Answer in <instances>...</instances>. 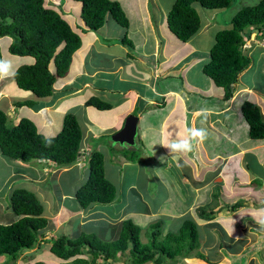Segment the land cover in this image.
I'll use <instances>...</instances> for the list:
<instances>
[{"label": "crops", "instance_id": "crops-1", "mask_svg": "<svg viewBox=\"0 0 264 264\" xmlns=\"http://www.w3.org/2000/svg\"><path fill=\"white\" fill-rule=\"evenodd\" d=\"M117 1L120 2L128 18L127 28L108 18L97 31L86 30L85 27L80 29L77 26L74 30L80 32L81 46L74 52L71 61V64L74 63L77 56V68L72 69V71L68 70L64 77L57 78L53 85V95L37 97L31 91L18 88L13 76H10L0 79V109L4 110L9 120L12 121L17 117L15 110L21 108H27L29 115L36 117L35 115L39 116L43 111L52 112L54 109L57 110L56 102L70 100L78 92L90 88L95 91L90 96L95 94V96L97 95L100 99L111 104L109 109H98L113 112L111 122L105 127L107 129L104 128L105 132L109 133L108 136L123 126L127 115H136L138 117L136 144L129 147L117 143H114V145L117 150L121 151L126 148L136 150L138 146L143 144L140 142L141 136L147 141L150 140L149 145L154 152V146H156L155 160L152 159L154 162L157 160L164 167L165 160L164 158L161 160V157H164V155L166 158L171 156L177 164L179 163L181 167L186 168L185 175L183 172L181 175L180 171L179 175L181 176L178 182V184L187 187L185 192L179 186L171 194L172 201L178 204L175 207L178 210L182 208L178 212L181 215L178 216L180 218L192 217L189 213L196 209L197 202H201L200 205H203L202 203L208 201L210 205V199L215 196V192L212 190L213 187L220 188L223 202H228L224 199L225 197L235 201L239 198L242 200L249 196H256L255 192L259 186L263 192L264 180L263 182L259 180V176L261 168L264 167V140H255L248 136V126L242 117L240 106L244 100H249L256 103L264 115V88L260 89L244 81H239L242 71L238 75L239 78L237 77L236 82L232 85L231 96L225 99L223 87L216 85L211 78L202 72V66L205 63L203 60L206 55L208 60V52L213 44L214 35L220 30L212 31V29L216 25L222 24V21H219L221 19L216 18L215 12L224 8L206 9L205 14H209L210 17H205L203 20L200 16L199 30L185 42L175 37L178 41L176 43V41L171 40L174 38L172 37L173 34L170 32L171 35L168 32L169 29H167V33L164 29V23H167L168 11L174 0L166 13H163L164 9L157 0ZM213 19L217 20L214 21ZM124 35L131 41V47L121 41ZM84 47L85 50L82 51ZM91 54L103 56L104 59L109 60V63L107 65H100L99 63L90 65ZM32 62L33 58L28 63ZM17 67L15 66V69ZM101 72H108L111 75V78L107 81L108 84L96 83L95 77ZM78 81H80L79 84ZM68 86L72 89L69 92L64 91V88ZM24 100L30 101V104L15 105L17 101ZM39 100L45 101L41 102L42 105H40ZM85 107L87 106L85 105ZM200 109L209 110L207 119H202V117L196 115ZM18 119L16 120L18 121ZM143 119L144 123L141 124ZM33 121H36V119ZM39 121L43 125H47V119L40 118ZM94 124V121L88 119L86 122L87 129L84 132L82 130L83 137L80 148L85 153L94 150L90 144V137L96 131L93 127ZM190 127H203L209 132L206 141L194 144L192 153L172 156L168 149L160 145L162 142L184 136L186 130ZM170 133L173 135H170ZM158 153L162 154L160 156L161 161L158 159ZM84 159L82 153L78 162L67 167H61L58 171L66 172L70 167L76 166H80L81 168H79L83 171V168H85ZM127 160L120 157L119 162L123 161L127 165L129 164ZM170 160L171 158H169ZM13 161L20 165V160ZM36 161L44 163V161ZM27 165L25 163V166L20 167H27ZM44 169V171L48 170L47 167H44ZM24 177H26L25 181L31 182L25 188L35 192L40 197L45 205V215H47L49 213L48 203L44 199V194L46 193L50 197L51 191L48 187L37 185L36 178H33V180L27 173L24 174ZM38 178L44 179L43 175ZM22 179L24 180V178ZM254 181L258 182L255 187H253ZM16 187H18V184L16 186L13 183L12 186L8 187L6 193L10 194ZM60 194L62 195L59 197L58 202H54L56 212H52V215L59 218L60 221L63 219L65 221L72 218L74 214L82 212V209L80 211L66 209L67 207L63 203L66 193L61 192ZM216 205H218L217 202ZM211 207L213 208V206ZM229 208L226 207L225 210ZM257 208L256 210H264V206L260 208L257 206ZM213 211L216 212L214 209ZM239 212L236 213L242 215L241 211ZM217 213L215 218L210 220L201 219V222L197 221L194 216L192 218L200 224L208 223L216 219ZM238 217L239 215L235 214L234 216L225 217L226 222L223 219V221L221 220L222 231L226 234L229 235L233 226L232 236L229 235L232 238H238L241 233V229H237L238 226L230 221L231 218L237 219ZM124 218L125 216L121 220ZM83 222L86 221L82 220L81 223ZM107 222L110 225L115 224L112 219L107 220ZM224 222L225 224H223ZM48 232H45L42 237L45 238L51 235H45ZM212 236H214L213 233ZM223 238L225 239L224 247H229L230 240L227 239L226 235ZM34 248L22 251L15 264H32L34 262L31 258H34L32 255L39 251L37 250L31 255ZM239 250L240 246L233 253ZM221 253L220 259L225 258L228 260L233 256L227 257L224 252ZM56 258L61 260L58 257Z\"/></svg>", "mask_w": 264, "mask_h": 264}, {"label": "trees", "instance_id": "trees-1", "mask_svg": "<svg viewBox=\"0 0 264 264\" xmlns=\"http://www.w3.org/2000/svg\"><path fill=\"white\" fill-rule=\"evenodd\" d=\"M74 1L81 4L80 17L86 30L97 31L109 17L122 27H128V18L117 0ZM234 2L235 0H174L167 14L168 29L178 40L185 42L200 28L196 3L207 10H227ZM254 30L264 38V0L243 5L232 16L231 27L221 29L214 35L202 72L216 85L223 87L225 99L231 96L232 85L238 75L251 63V58L244 53L242 47L246 37ZM0 36L12 38L8 46L11 54L33 58L32 63L20 64L15 69L13 78L18 88L31 91L37 97L53 95L55 81L67 74L73 54L81 46L79 33L62 14L46 6L45 0H0ZM121 41L129 47L132 46L126 35ZM51 63L53 69L50 68ZM71 89L68 86L64 91L69 92ZM28 104V100L15 103L17 106ZM84 104L101 110L111 108L109 102L95 95L87 98ZM240 110L248 126V136L251 139L264 140V115L260 107L254 102L244 100ZM11 121L7 113L0 109L1 155L26 163L32 160L50 162L49 165L54 164L57 167L70 166L81 157L83 132L74 113L64 114L61 129L51 136L41 133L35 122L28 117L22 116L16 123L12 121L9 124ZM135 156L131 154L133 160ZM87 166L85 182L74 191L80 209H87L94 203L113 202L117 190L106 177L103 153L93 150L88 157ZM8 197L10 209L17 219L7 224L0 223V258L3 257L0 264H15L22 251L38 245L36 250L48 249L54 257L64 261L58 264H108L119 261L120 256L126 252V264H161L166 259L174 260L178 256L184 259L190 257L201 245L198 224L190 216L184 217L174 231L164 232L161 220L149 224L146 243L142 242L141 228L128 218L117 224L118 230L111 240L101 239L94 231L80 230L74 237L61 234L47 241L42 236L49 229V220L40 197L20 186L14 188ZM241 204V201L236 202L231 205V209ZM195 211L199 222L201 219H213L216 214L212 207L207 210L205 205L197 206ZM99 214L101 213L96 212L93 217L101 216ZM91 217L92 215L83 219L91 220L89 227L107 224V220L93 223ZM226 248L235 252L237 247ZM193 257L201 264L211 263L202 252H195ZM32 264L45 263L37 260ZM188 264L196 262L191 261Z\"/></svg>", "mask_w": 264, "mask_h": 264}, {"label": "rangeland", "instance_id": "rangeland-1", "mask_svg": "<svg viewBox=\"0 0 264 264\" xmlns=\"http://www.w3.org/2000/svg\"><path fill=\"white\" fill-rule=\"evenodd\" d=\"M157 1L164 9L163 13H166L173 0ZM255 2H257V0H235L233 5L229 9L225 10V8L223 10L216 11L215 16L218 20L221 19L219 21H222V24L216 25V27H214L212 31L229 26L231 24L232 16L239 8H241L243 5H251ZM45 5L57 10L60 14H62V16L68 21L73 29L76 30L77 26L80 29L85 27L84 22L80 17V2L74 0H45ZM196 5V8L199 11L198 13H200V16L203 20L205 17H210L209 14H205L206 9L201 8L197 3ZM222 13L225 14L222 15ZM108 19L111 18L109 17ZM217 19L213 20L216 21ZM223 23H225V25H223ZM164 29L167 33V23H164ZM168 32L170 33V30H168ZM255 33L256 31H253V33H251L249 41H246L243 45L244 53L250 56L251 63L249 64L248 68L242 72L240 78L239 76L238 78L241 82L244 81L250 85H253L254 87L263 89L264 40L261 39L258 41V39H253L255 37ZM172 37L174 39L171 40L174 42L176 41L177 43L178 41L175 39L174 34L172 35ZM11 41L12 38L9 36H0L2 59L11 60L14 66H19L20 64L28 63L29 61L31 62L32 58L29 56H17L11 54L8 51V46ZM253 44H256L258 48L255 49ZM260 46H263V48H260ZM84 50L85 47L82 49V51ZM201 55L203 54L201 53ZM76 60L77 56L75 58V62L71 64L69 71L77 68ZM90 61V65L94 63L107 65L109 63V60L104 59L103 56L95 54H91ZM206 61L207 55L204 58L203 62ZM50 68L53 69L52 63L50 64ZM110 78L111 75H109L108 72H101L95 77V80L97 81L96 83L105 85L108 84L107 81ZM81 79L83 78L81 77ZM79 83L80 81H78V84ZM92 93H95V91L90 88L87 90H82L78 92V94L72 96L70 100L67 99L56 102V106L58 107L57 110L54 109L52 112L43 111L41 115H35L36 117H34V115H29L27 108L16 109V119L20 118L21 116L31 118L32 120L36 119V121H34L36 126L38 127L39 131L41 133H44V135L46 136L54 135L61 129L63 116L68 112L74 113L76 115L83 132L87 129V120L91 119L92 122L94 121L95 124L93 127L96 129V131L93 136L90 137V144L95 151L101 150L104 155L106 177L113 182L117 190L115 200L108 204H91L87 209H82V212L74 214L72 218H68L65 221H63L64 219L60 221L59 218L52 215V212H56L54 202H58L59 197H61L62 195L60 194L61 192L66 193L65 199L63 200L64 206L67 207L66 209H69L71 211L81 210L78 201L74 197V191L81 184H83L87 178L88 159H84L85 168H83V171L80 169V166H76L70 167V169H68L66 172H63L58 171L61 167H57L54 164L50 166L49 163L47 164L46 162L39 163L36 160L27 162V167H20L25 166L26 162L20 161L19 165L16 164L12 159L0 154V222L6 224L11 221L13 222V220L16 219L15 214L10 209L8 197L9 194H7L6 191L8 190L9 186H12L13 183L16 186L18 184V187H28L31 182L25 181L26 177H24V174L27 173L30 177H32V179L36 178L37 185L48 187V189L53 194H50V197L47 196L46 193L44 194V199L48 203L47 209L49 211V213H47L46 215L49 220V229L45 230L44 232L49 231L45 235L51 234L48 237H45L48 239L47 241H50L51 238H56L61 234H64L68 237H74L78 234V232H80V230L89 232L94 231V234H96L101 239L111 240L118 230V223L121 221V218L123 216H125V218L132 219L141 228V238L143 243L148 242V240L146 239L149 232V224L157 220L162 221L164 232L176 230L184 217H182L181 219L180 217H178L181 216L178 214V212L182 208L178 210L175 207L178 206V204L172 201L171 194L173 190H176L179 186L182 187L183 191L185 192L187 187H185V185L182 186L181 184H178V182L180 176L182 175V172L185 175L186 168H183L181 166V168L177 167V163L171 156H168L166 158V156L164 155V167H162L157 160L154 162L152 159L155 158L156 146H154V152L149 145L150 140L147 141L145 140V138H141V136L140 142L143 144L141 146H138L136 150H131L129 148H126L123 151L117 150L116 146L111 141L110 136H108L109 133L105 132L104 130V128L111 122L113 112L107 110L100 111L93 106L85 107L84 101ZM44 101L45 100H39L38 102L40 105H42L41 102ZM60 109H63L65 111H61ZM40 118L47 119L46 126L39 121ZM16 119L14 120L15 123L17 122ZM142 123H144V119L141 120V124ZM9 124H12V121L9 122ZM132 153L136 155L135 160L131 158ZM161 155L162 154L159 153L157 154L159 160ZM120 157L124 160L128 159L127 161L129 164L126 165L123 161L119 162ZM169 158H171L170 161ZM44 167H47L48 170L44 171ZM180 171L181 175H179ZM42 175L44 179H39L38 177L41 178ZM263 176L264 167L261 168L259 176V180H261L262 182L264 180ZM22 178H24V180ZM257 183V181H254L253 187H255V184ZM212 190L215 192V196L210 199L211 204L209 205L208 201L202 204L205 205V208L207 210L209 207L213 206L212 209L216 210V212L218 213L216 215V219L208 223H202L204 226L197 222L199 230V240L201 241L199 249L195 250L192 253V256L190 255V257H187L185 259L178 256L174 260L166 259L161 264H188L191 263V261L194 263L196 262V264H201L199 263V261H195L196 258L193 257V254L198 251L204 253V255L209 258L211 262L210 264H264V228H261L257 223V220L264 219V212H262L260 209L256 210L258 209L257 206L259 208L261 206H264V191L262 192L259 186L257 191L255 192L256 196H249L248 198H243L242 200L239 198L235 201L225 197L224 199L228 202H223L220 188L213 187ZM239 201H241L242 203L240 205L241 208L240 206H238L235 209H231V205ZM216 202L218 203V205L215 206ZM200 204L201 202H197L196 206H199ZM226 207H230L229 209H227L228 211L225 210ZM145 210H147V212ZM239 211H241L242 215L236 213ZM96 212H100L101 214L99 215L101 216L94 218L93 216L96 215ZM189 214L192 217H197L195 210L190 212ZM235 214L239 215V217L237 219L231 218L230 221L234 225L238 226L237 229H241V233L238 238L230 237L228 234L222 231L223 229L221 227V222L223 220L226 222L227 220L225 217L231 215L234 216ZM90 215H92L91 219L93 223L96 221H100V223H102V221L112 219L115 224L110 225L107 222L105 226H103V224H100L96 225L95 227L93 225L89 227V221L91 220L81 223L83 219L87 218ZM230 221L228 222L230 223ZM225 222L223 224H225ZM212 233L214 234V236H212ZM225 235L227 239L230 240V247H237L238 249V246H240V250L238 252L233 253L223 246L225 243V239L223 237H225ZM36 249L37 247L32 250L31 255L33 254V252L37 251ZM221 252H224L227 257H230L231 255L233 256L228 258V260L225 258L220 259V255L222 254ZM24 256H26V254H24ZM32 256H34V258L31 257L34 261L39 260L44 262L45 264H58L63 261L59 259L58 261L54 260L55 257L53 256V254L45 248H41ZM127 256L128 252H126L125 255H121L119 261H112L108 264H126ZM236 256L239 258H237ZM146 264L154 263L149 262Z\"/></svg>", "mask_w": 264, "mask_h": 264}, {"label": "clouds", "instance_id": "clouds-1", "mask_svg": "<svg viewBox=\"0 0 264 264\" xmlns=\"http://www.w3.org/2000/svg\"><path fill=\"white\" fill-rule=\"evenodd\" d=\"M210 10H212V9H210ZM229 27H231V24H230ZM229 27H227V28H229ZM254 31H256V30H254ZM251 33H253V31L249 33L248 37H246L245 42L249 41ZM253 39H258V41L261 40V39L264 40V38H262L260 33H258V32L255 33V37ZM253 46L255 47V49L258 48V46H256V44H253ZM260 48H263V46H260ZM243 51H244V49H243ZM15 74H16V70H15V66L13 65L12 61L9 60V59L0 58V79H4V78L10 77V76H14ZM208 114H209V110L208 109H200L196 113V115L199 116V117H202V119H207ZM170 135H173V134L170 133ZM208 137H209V132H208V130L206 128H203V127H200V128L190 127V128H188L186 130V134L184 136L178 137V138H173V139H171V140H169L167 142H162V143H160V145H162L163 147L168 149L169 153L172 156H174L176 154H184V153L192 152L193 148H194V144L196 142L203 143L204 141H206L208 139ZM80 153H81V156H82V153H83L84 158L88 159V157L90 156V154L92 152H86L85 153V151H83L80 148ZM163 158L164 157H161V160H163ZM76 162H78V160ZM180 166L181 165L178 163L177 167H180ZM261 211L264 212V210H261ZM257 223L260 225L261 228H264V219L257 220ZM233 231H234V229H233V226H232V230H231V232H229L230 236L232 235ZM1 258H2V260H1ZM1 258H0V260L3 261V257H1Z\"/></svg>", "mask_w": 264, "mask_h": 264}, {"label": "water", "instance_id": "water-1", "mask_svg": "<svg viewBox=\"0 0 264 264\" xmlns=\"http://www.w3.org/2000/svg\"><path fill=\"white\" fill-rule=\"evenodd\" d=\"M138 134V117L129 114L125 117L123 126L110 135L113 143L124 146H134L136 144Z\"/></svg>", "mask_w": 264, "mask_h": 264}]
</instances>
